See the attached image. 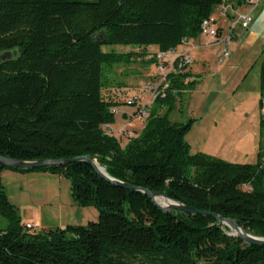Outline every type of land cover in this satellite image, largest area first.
<instances>
[{
    "label": "trees",
    "instance_id": "16d2710c",
    "mask_svg": "<svg viewBox=\"0 0 264 264\" xmlns=\"http://www.w3.org/2000/svg\"><path fill=\"white\" fill-rule=\"evenodd\" d=\"M239 6L246 0H236ZM224 0H0V155L24 161L90 156L119 181L235 220L264 238V152L255 164L192 155L186 141L195 119L170 115L195 90L187 70L170 74L136 138L121 143L104 128L120 105L103 97L106 72L133 53L104 46L134 45L157 53L201 35V24ZM264 97V58L260 65ZM260 126L264 120L260 118ZM67 178L72 200L95 208L86 225L35 232L22 224L0 177V264H264V246L243 243L209 216L164 214L145 194L109 184L85 163L40 169ZM247 188V189H246Z\"/></svg>",
    "mask_w": 264,
    "mask_h": 264
},
{
    "label": "rangeland",
    "instance_id": "374dc122",
    "mask_svg": "<svg viewBox=\"0 0 264 264\" xmlns=\"http://www.w3.org/2000/svg\"><path fill=\"white\" fill-rule=\"evenodd\" d=\"M213 16L217 21L220 19L216 10ZM222 28L226 31L224 25ZM229 49L231 56L224 63L220 64L217 56L208 59L200 85L195 92L185 96L182 105L177 104L169 120L171 123L182 124L189 119H196L192 132L186 138L191 144L192 155L207 153L229 163L255 164L257 151L264 152V127L260 126L261 109L258 108L260 65L264 58V0H260L254 11V21L248 31L235 27L234 42ZM103 51L135 54L130 62L115 65L106 72L108 87L103 91L106 100L120 105L116 108V124L104 129L119 142L127 143V132L136 138L145 124L139 118L136 106H129L127 101L139 96V102L149 108L154 95L146 90V86L158 84L161 80L158 66L149 64L158 47L143 51L134 45H112L104 46ZM206 93L212 97L204 98ZM218 93H221V98L215 97ZM123 108L126 112L122 111ZM0 177L22 223L40 210L44 219L58 226L59 222H55L58 219H50L51 210L58 212L61 207L66 209L67 203L70 205L73 201L71 181L59 175L7 169ZM49 199L51 205H43ZM37 201L39 204L35 206L36 211L28 202ZM158 202L163 204L162 200ZM74 205L77 209V225L98 220V217L93 216L83 219V208ZM7 225V220L0 215V230L6 229ZM37 225L35 232H42L43 224L40 222Z\"/></svg>",
    "mask_w": 264,
    "mask_h": 264
},
{
    "label": "built area",
    "instance_id": "2783aa9c",
    "mask_svg": "<svg viewBox=\"0 0 264 264\" xmlns=\"http://www.w3.org/2000/svg\"><path fill=\"white\" fill-rule=\"evenodd\" d=\"M259 2L260 0H246L244 5L239 6L236 0L235 3L224 0V2L217 7V14L220 18L225 20L224 27H226V31L222 28L223 25H219L213 16L202 22L201 35L208 38L213 44L220 46V64L224 63V61L231 56L229 47L234 42L235 27H240L243 31H248L250 29L254 21V11L258 8ZM241 8H246V10L241 11ZM156 56L158 60L157 69L161 75V80L158 84L146 86V90L154 95L153 100L159 95L165 97V91L168 87L166 81L168 75L184 73L194 63L190 54L178 51V49H172L166 53L158 52ZM139 100V96L133 97L130 98L127 103L129 106H136L139 118L145 122L147 119V106L141 104ZM261 103V118L264 120V97ZM127 137L132 138V133L127 132ZM26 227L28 229L37 228L34 224H26Z\"/></svg>",
    "mask_w": 264,
    "mask_h": 264
},
{
    "label": "water",
    "instance_id": "95a60500",
    "mask_svg": "<svg viewBox=\"0 0 264 264\" xmlns=\"http://www.w3.org/2000/svg\"><path fill=\"white\" fill-rule=\"evenodd\" d=\"M13 55H16V53H6L3 55H0V62L5 61L6 59L12 58ZM80 162H85L89 164L98 176H100L103 180L107 181L109 184L115 187L128 190L131 192H139V193L145 194L152 200L154 205L164 214H169V213H173L174 211H177V212H181V213H185L189 215L209 216V217L216 219L219 222L220 226H226L227 228H229L230 230V233L228 234L229 236L236 237L247 245L264 246V238L256 237L248 233L243 227H241L235 220L231 218H224L212 212H206V211L195 209L193 207L179 203L169 198L167 195H161L159 193H154L147 188L124 183L122 181H119L117 179L110 177L106 173L105 168L100 166L97 160L93 157L84 156V157H77V158H71V159L46 160V161H24V160H17L14 158H9V157L0 155V163L12 169L31 170V169H40V168L51 167V166H67L70 164H75V163H80ZM158 200H163L164 203L160 204Z\"/></svg>",
    "mask_w": 264,
    "mask_h": 264
},
{
    "label": "crops",
    "instance_id": "0c3cea01",
    "mask_svg": "<svg viewBox=\"0 0 264 264\" xmlns=\"http://www.w3.org/2000/svg\"><path fill=\"white\" fill-rule=\"evenodd\" d=\"M228 1H230L231 3L235 2V0H228ZM241 9L246 10V8H241ZM215 10L217 12V8ZM216 22H218L219 25H221V26L225 25V20L223 18H220L218 21L216 19ZM178 51L187 52L188 54H190V56H192V58L194 60V63L192 64V66H190L187 69V72L190 74L189 81L196 82L195 90L197 89V86L200 85L199 83L201 82V76L204 75L206 67H207L206 64L209 62L208 59L211 60L212 57H214V56H217V59H219L220 52H221L219 45L213 44L208 38L204 37L203 35H200L196 39L186 40L182 46L178 47ZM195 90L192 92H195ZM223 93H224V91H223ZM217 96H219V98H221L222 95H221V93H218L215 97H217ZM207 97H208V93H206L204 95V98H207ZM211 97H212V95L209 94V97L207 99H210ZM258 98H260V95ZM258 108H260V107H258ZM115 111H116V109H115ZM122 111H125V109L123 108ZM116 113H117V111H116ZM116 121H117V117H116ZM196 122L194 123L190 133L192 132ZM188 135H187V137H188ZM186 141H187V139H186ZM187 142L191 147L190 142L189 141H187ZM257 154H258V151L256 153V159H257ZM50 198H52V197H50ZM50 200L51 199L48 200L49 202H44L43 205L50 206L51 205ZM28 204L31 205V207H33L35 209V206H37V204H39V201L32 202V203L28 202ZM74 207H75V205H74V202L72 201L70 205L67 203L66 209L64 207H61V208H59L58 212L51 210L52 215H51L50 219H53V218L58 219V220H55V222H59L58 226H53L51 222H48L46 219H44V216L41 213V211L40 210L37 211L36 209L35 210L37 212H34V214L32 216H30V218H26V222L22 223V224H34L38 227L37 224H40V222H41L44 226L43 230H53V229H57V228H64L67 225H77V223H76L77 218L75 217L77 209ZM34 209L32 210V209L28 208V210H32V211H35ZM82 211H83L82 212V214H83L82 218L83 219H86L89 216H93L95 218L98 217V211L95 208H83Z\"/></svg>",
    "mask_w": 264,
    "mask_h": 264
},
{
    "label": "bare ground",
    "instance_id": "6f19581e",
    "mask_svg": "<svg viewBox=\"0 0 264 264\" xmlns=\"http://www.w3.org/2000/svg\"><path fill=\"white\" fill-rule=\"evenodd\" d=\"M148 116H149V108H147V110H146V118H148ZM106 171V170H105ZM159 201V200H158ZM163 201V200H162ZM164 203V202H163Z\"/></svg>",
    "mask_w": 264,
    "mask_h": 264
}]
</instances>
